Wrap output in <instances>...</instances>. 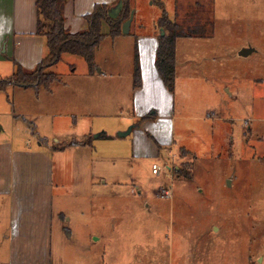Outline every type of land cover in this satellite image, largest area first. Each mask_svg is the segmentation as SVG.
<instances>
[{
    "label": "rangeland",
    "instance_id": "obj_1",
    "mask_svg": "<svg viewBox=\"0 0 264 264\" xmlns=\"http://www.w3.org/2000/svg\"><path fill=\"white\" fill-rule=\"evenodd\" d=\"M130 5L129 33L106 37L95 51L96 85L86 86L89 69L82 58L64 55L47 71L58 79L54 90L39 87L40 104L35 92L13 95L19 86L0 92V127L8 126L5 108L56 112L43 121L50 126L44 129L48 145L79 140L81 122L72 130L71 119L51 105L68 86L76 88L71 102L77 111L103 114L95 115L94 126L104 125L117 139L96 141L93 134L92 148L54 153V208L66 218L60 226L54 219L52 264H264V0H214L203 31L208 38L177 40L174 92L139 95L143 109L161 106L173 94L171 146L152 139L153 127L138 131L145 121L133 117L132 85L136 36H164L157 22L164 10L174 19V0ZM243 50L253 52L240 56ZM140 82L139 88L141 70ZM132 126L128 136H118ZM133 145L146 155L136 156ZM153 165L160 168L157 175ZM3 218L0 264L6 263Z\"/></svg>",
    "mask_w": 264,
    "mask_h": 264
},
{
    "label": "crops",
    "instance_id": "obj_2",
    "mask_svg": "<svg viewBox=\"0 0 264 264\" xmlns=\"http://www.w3.org/2000/svg\"><path fill=\"white\" fill-rule=\"evenodd\" d=\"M118 1L69 0L64 6V28L72 34L85 31L88 27L85 16L92 13L95 5L111 7ZM35 4L36 0H0V80L11 78L17 65L25 72H33L47 55L45 39L35 34L37 25ZM141 36L143 35H137L136 39H138L137 50L140 56L142 86L137 89L133 88L135 91L133 117L135 120L145 121L140 124L138 131L144 134L145 129L152 131L153 127L152 139L159 145L171 146V119L174 118L171 100L173 94L170 95L169 101L161 106L155 105L143 109L140 107L139 95L144 92L147 91L149 94L148 91H152L151 93L163 94L164 91H167L156 68H154L158 41L153 34L147 37ZM88 75L89 78L84 81L86 86L96 85L100 80L93 79V73L88 72ZM54 86H57L56 82L47 89L54 90ZM39 87L41 86L36 84L28 87L21 86L13 91V95L28 98L29 92H35L34 102L40 104V99L37 98V94L40 92ZM150 87L152 89H149ZM64 88L68 94H63V99L52 100L51 105L55 104L56 110L62 111L65 117L71 119L72 130L76 129L79 122L82 125L79 140L72 139L68 143H62L67 145L73 142H85L93 134H96L93 138L96 141L105 139L103 135L110 140H117L104 132V125L94 126L95 115L99 117L103 114L78 112L75 102H71L76 88L73 91L72 87ZM7 89L0 92L6 93ZM61 90L64 89L57 88L56 92L59 93ZM75 99H78L77 96ZM162 109H165V114ZM54 113L44 114L41 110L32 114L15 110L10 113L6 108L4 111V117L8 118L6 121L8 126L0 127V218L4 217L3 226L6 232L5 264H52L54 219H57L58 226H60L61 222L65 223L66 218L62 213H57L54 208L57 190L55 188L54 153H64L65 150H78L83 147L92 148L93 146V142L90 141L85 145L60 150V147H56L57 144H60L58 139H54V145H48L46 138L48 134L44 129H48L50 126L43 121L57 117L56 112ZM27 117L33 118L34 123ZM103 117H107V115ZM131 128L130 133L133 132L134 126ZM116 129L122 131L120 130L122 127ZM32 137L35 139V144L30 141ZM131 151L136 156L146 155L141 150L137 151L134 145ZM174 169L177 171L178 167L176 166ZM73 183L76 184V180ZM166 190L171 191V188ZM140 191L141 189H139ZM67 221L70 223L69 220ZM63 228L65 234L71 237L70 229Z\"/></svg>",
    "mask_w": 264,
    "mask_h": 264
},
{
    "label": "trees",
    "instance_id": "obj_3",
    "mask_svg": "<svg viewBox=\"0 0 264 264\" xmlns=\"http://www.w3.org/2000/svg\"><path fill=\"white\" fill-rule=\"evenodd\" d=\"M69 0H36L37 25L36 35L43 37L46 41L47 55L40 62L33 72H25L20 66H16L14 75L6 80H0V91H5L9 87H28L33 85L50 87L57 82V77L47 70L60 63L62 56L71 55L82 58L88 66L89 72L94 71L95 51L100 47L106 37L112 40L123 36L121 27L128 20L133 8L131 0L122 1L123 7L116 19L108 16V11L112 6L97 4L91 14L85 16L88 27L85 31L75 34L64 28V6ZM187 3L185 4V2ZM174 0V19H170L167 12H162L161 18L157 22L158 29L164 32V36L158 37V45L155 53L154 66L165 86L173 93L176 78L175 58L176 44L178 39L208 38L204 34V27L210 24L208 13L211 11L214 0ZM163 9V5L160 4ZM199 15L192 18L191 11ZM206 13V18L202 15ZM107 27V34L104 33ZM137 51V44H136ZM136 64L133 71V88L137 89L141 85L140 68L138 65V51L135 54ZM104 138H108L103 135ZM88 138L85 142H73L60 147V150L68 147L85 145L90 142ZM185 155V153H183Z\"/></svg>",
    "mask_w": 264,
    "mask_h": 264
},
{
    "label": "water",
    "instance_id": "obj_4",
    "mask_svg": "<svg viewBox=\"0 0 264 264\" xmlns=\"http://www.w3.org/2000/svg\"><path fill=\"white\" fill-rule=\"evenodd\" d=\"M122 7H123V4H122V1H118V3L116 4L115 7H112L109 11H108V16L109 18L111 19H116L118 17V15L120 14L121 10H122ZM133 18H134V11H131L130 15H129V18L127 21H125L121 27V32L123 35H127L130 31V26H131V23L133 21ZM163 35V33H162ZM251 52L253 51H249V50H243L239 53L240 56H246L248 54H250ZM131 132V128L126 132V133H119V137L122 138V137H126L130 134Z\"/></svg>",
    "mask_w": 264,
    "mask_h": 264
},
{
    "label": "built area",
    "instance_id": "obj_5",
    "mask_svg": "<svg viewBox=\"0 0 264 264\" xmlns=\"http://www.w3.org/2000/svg\"><path fill=\"white\" fill-rule=\"evenodd\" d=\"M167 170V169H166ZM159 171H160V168L159 167H157L156 165H153L152 166V174L153 175H157L158 173H159ZM168 171V170H167ZM169 172V171H168ZM165 197H169V192H166L165 194Z\"/></svg>",
    "mask_w": 264,
    "mask_h": 264
}]
</instances>
